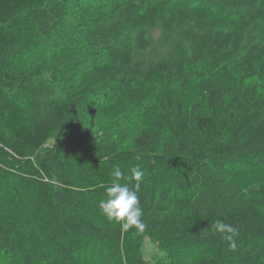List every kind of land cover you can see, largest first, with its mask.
I'll return each mask as SVG.
<instances>
[{
	"label": "trees",
	"instance_id": "1",
	"mask_svg": "<svg viewBox=\"0 0 264 264\" xmlns=\"http://www.w3.org/2000/svg\"><path fill=\"white\" fill-rule=\"evenodd\" d=\"M137 166L123 232L98 202ZM146 238L264 264V0H0V264H148Z\"/></svg>",
	"mask_w": 264,
	"mask_h": 264
},
{
	"label": "clouds",
	"instance_id": "2",
	"mask_svg": "<svg viewBox=\"0 0 264 264\" xmlns=\"http://www.w3.org/2000/svg\"><path fill=\"white\" fill-rule=\"evenodd\" d=\"M112 182L105 190V198L98 202L101 213L110 221L120 225L121 231L129 229L143 231V208L138 192L145 179V170L139 166L130 169V174L125 176L119 167L112 172ZM212 229L220 233L228 242L230 249L235 250L238 229L222 220H216Z\"/></svg>",
	"mask_w": 264,
	"mask_h": 264
},
{
	"label": "rangeland",
	"instance_id": "3",
	"mask_svg": "<svg viewBox=\"0 0 264 264\" xmlns=\"http://www.w3.org/2000/svg\"><path fill=\"white\" fill-rule=\"evenodd\" d=\"M144 256L147 259L148 264H157L156 262L158 261L166 264L163 251L148 238L144 241Z\"/></svg>",
	"mask_w": 264,
	"mask_h": 264
}]
</instances>
